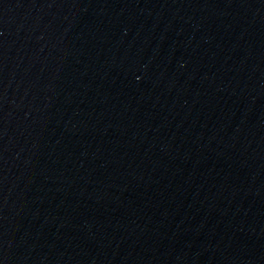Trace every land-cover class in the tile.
Segmentation results:
<instances>
[{"label": "water", "instance_id": "1", "mask_svg": "<svg viewBox=\"0 0 264 264\" xmlns=\"http://www.w3.org/2000/svg\"><path fill=\"white\" fill-rule=\"evenodd\" d=\"M0 264H264V0H0Z\"/></svg>", "mask_w": 264, "mask_h": 264}]
</instances>
